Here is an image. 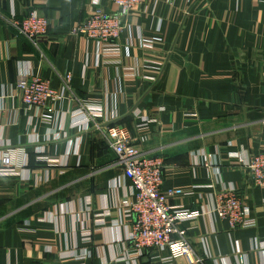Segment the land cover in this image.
<instances>
[{"label":"crops","instance_id":"crops-1","mask_svg":"<svg viewBox=\"0 0 264 264\" xmlns=\"http://www.w3.org/2000/svg\"><path fill=\"white\" fill-rule=\"evenodd\" d=\"M32 9L49 20L36 41L10 23ZM91 12L90 0H0V151L14 149L18 160V174L0 176V264H130L121 201L131 188L105 132L112 124L162 158L171 204L209 209L233 185L254 221H183L193 262L146 249L137 264H264V187L230 156L264 151V0H150L123 16L118 58L74 33ZM151 61L162 62L160 73ZM25 70L54 88L72 75L50 121L21 107L14 84ZM84 102L102 115L76 128L70 113ZM141 118L151 121L140 128Z\"/></svg>","mask_w":264,"mask_h":264},{"label":"built area","instance_id":"built-area-1","mask_svg":"<svg viewBox=\"0 0 264 264\" xmlns=\"http://www.w3.org/2000/svg\"><path fill=\"white\" fill-rule=\"evenodd\" d=\"M110 1L118 8V12L105 10L101 0H90L92 12L86 21L73 31L95 41L100 56L118 58L122 51L119 38L124 27L123 16L150 0ZM10 23L19 35L30 41L45 36L49 29L48 18L34 9L20 18H12ZM142 40L144 48H153V39ZM151 62L154 64L153 67L157 64L156 74L160 73L162 62ZM154 76H146L145 81H154ZM71 80L72 75L67 72L64 75V85L61 88H54L47 79L25 70L19 73L14 89L19 95L21 107L24 110L42 109V120L47 122L54 112L53 104L66 97L65 93L70 87ZM101 115L102 107L99 103L84 102L81 108L70 113V119L76 128L86 129ZM149 121L151 119L141 118L140 128L144 127L143 123ZM105 132L110 139L116 161L122 166L123 178L129 181L131 188L130 194L121 201L130 217L127 241L132 247V253L126 257L130 264H137V258L146 249L167 251L169 259L182 257L189 263L193 262L195 259L190 245L184 231L179 230L178 225L200 215L217 217L226 221L232 228L254 225L250 217V207L237 196L233 185L223 186L216 196L215 203L209 209L190 210L171 204L170 199L174 190L163 186L165 165L162 158L138 151L131 142L129 129L124 125H109ZM16 155L17 151L14 149L6 148L0 151V176L18 174L15 170L18 161ZM230 156L235 159L233 164L244 166L248 170L253 186L264 187V151L248 154L246 157L239 153H232ZM26 162H21V165L26 166ZM86 234L89 235V232Z\"/></svg>","mask_w":264,"mask_h":264},{"label":"rangeland","instance_id":"rangeland-1","mask_svg":"<svg viewBox=\"0 0 264 264\" xmlns=\"http://www.w3.org/2000/svg\"><path fill=\"white\" fill-rule=\"evenodd\" d=\"M148 50L150 49V48H147ZM151 49H153V48H151ZM156 79H154V81H155ZM26 175V177L24 178V179H27V173L25 174Z\"/></svg>","mask_w":264,"mask_h":264}]
</instances>
